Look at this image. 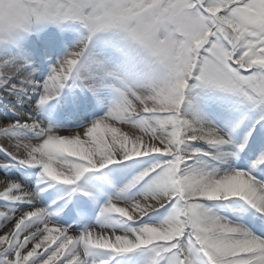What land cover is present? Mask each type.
I'll use <instances>...</instances> for the list:
<instances>
[{
    "label": "snow or ice",
    "instance_id": "snow-or-ice-1",
    "mask_svg": "<svg viewBox=\"0 0 264 264\" xmlns=\"http://www.w3.org/2000/svg\"><path fill=\"white\" fill-rule=\"evenodd\" d=\"M28 7L38 32L47 24L63 32L65 24L73 23L80 31L41 84L13 61L0 62V89L25 96L36 91L38 96L30 105L34 115L25 118L19 112L21 119L0 123V142H5L0 152L20 166L41 170L33 192L0 177V201L29 206L17 211L5 203L6 210H0V264H89L95 250L115 256L146 252L147 264H197L194 256L203 257L198 264H264V182L231 168L198 166L204 159L226 164L224 157H238L251 130L237 145L232 132L242 120L225 133L202 116L189 118L182 108L186 89L218 92L258 113L264 124V0H32ZM9 23L5 38L0 22V45L5 39L23 40L15 21ZM102 35L109 38L115 68L91 53ZM65 88L78 89L94 106L104 105L105 93L112 99L105 114L90 125L57 131L37 116ZM16 102L25 101L17 95ZM21 129L32 138L18 135ZM200 144L211 151H201L196 147ZM156 155L163 162L133 176L100 209L99 232L93 227L72 235L56 226L52 217L79 191L83 174ZM261 164L264 152L249 171ZM8 167L0 162V168ZM145 178L144 190L130 195ZM182 180L198 182L201 188L192 194L171 188ZM47 182L70 186V191L46 209L37 198ZM248 192L255 195L248 198ZM231 197L259 213L253 229L261 235L215 214L207 228L191 218L200 208L212 213L201 201ZM160 209L167 214L159 223L144 222ZM114 220L139 226L121 234L105 231Z\"/></svg>",
    "mask_w": 264,
    "mask_h": 264
},
{
    "label": "bare ground",
    "instance_id": "bare-ground-1",
    "mask_svg": "<svg viewBox=\"0 0 264 264\" xmlns=\"http://www.w3.org/2000/svg\"><path fill=\"white\" fill-rule=\"evenodd\" d=\"M51 66H45L44 68L37 67H25L23 72H31L32 80L37 84L43 83L49 74V69ZM17 95L20 96L25 102L22 105H18L16 102ZM75 97V103L73 98ZM38 99L37 92L31 91L25 96L24 93L20 92L17 94H8L3 89H0V123H9L15 122L18 119H21L17 115L19 112L24 113V117L34 115L31 112L30 105L34 104ZM112 99L107 93L104 96V105L103 106H94L90 102V98L84 93H81L78 89L70 90L65 88L61 95L53 101H50L43 111L37 116V119H40L44 122L46 126H50L57 131H69L78 129L85 125H90L92 121L99 119L105 114L107 104ZM18 135L22 138L31 139V133L26 132L21 129L18 130ZM5 142H3L4 144ZM160 159L159 155L154 157H144V158H135L133 161H125L121 164L108 165L106 168L109 170L108 173L116 175L119 173V170L126 169L127 172H121L120 175H127L128 177L135 176L139 172L150 167L152 164L156 163ZM224 159H226L224 157ZM226 164H218L216 161H210L204 159L198 165L199 167L209 170L211 167H218L220 170L226 168L233 169L236 165V162L230 159H226ZM190 164L193 162H189ZM241 166L246 167V163L242 162ZM111 170V171H110ZM7 177L10 180H13L19 183L22 188L32 192L28 184H25L21 181L20 176L14 169L0 168V177ZM255 176H258L255 174ZM260 177V176H258ZM255 180V179H254ZM145 186L141 187L139 192L144 190ZM205 208L212 210V213L218 217L227 219L232 222L242 223L250 230H253V223L259 213L252 209L245 201H242L238 197H231L228 200L220 201H201ZM256 235H261L259 231H255Z\"/></svg>",
    "mask_w": 264,
    "mask_h": 264
},
{
    "label": "rangeland",
    "instance_id": "rangeland-1",
    "mask_svg": "<svg viewBox=\"0 0 264 264\" xmlns=\"http://www.w3.org/2000/svg\"><path fill=\"white\" fill-rule=\"evenodd\" d=\"M68 26H70V30L73 29V28H75V29H73V31H69V27ZM56 28L57 27H55V26H49V27L44 28L43 30H45V29L53 30V29H56ZM64 29L65 30L63 32H60V33H62L63 35L65 34L68 37V39H70L71 37L74 40L79 38L80 29H79V25L78 24H74V23L73 24H65L64 25ZM106 43L108 44V47H109V49L107 48L108 52L111 53L112 52V48H111L110 42L108 41ZM67 44L70 45L69 43H67ZM2 47L4 48V47H7V46L0 45V49ZM100 51H101L100 42L97 41L95 47L91 48V52L92 53L95 52L97 54V55H94L95 58L105 61V58H102L101 56L98 55V53H100ZM106 59L107 60L110 59V61L114 60V64H112V65H114V68L117 66V62H116V60L113 57L106 58ZM3 60L13 61L16 66H20L21 67L22 71H23V67L33 65V63H31V64L25 63L24 60L21 62L22 63L21 65H19L18 63L16 64V59H13V58L5 56L4 54L1 53V50H0V62H2ZM56 60H53V61L49 60L47 63L52 65V64H54L56 62ZM39 61H41V60H39ZM105 63L107 64V61H105ZM189 83H194V81H190ZM185 93H186L187 100L183 104V105H185L184 108H183V105H182V108L184 109V111L186 112V114H187V116L189 118H198V117L202 116V117L207 119L208 116H210V117L214 116L215 117L216 115H221L223 117V118L220 119L221 121H227V123H231L233 125L232 128H229V132L232 131V129L234 128V126L236 125V123L238 121L242 120L244 122V125L247 122H249V123L251 122L250 115L242 114V113H246L247 109L244 106L240 105L236 101V99L234 97H229V98L235 101L237 107L236 106L232 107L229 103L220 102L219 98H218V100H216L215 94H212V96H211V94L208 93V92H201L199 90H191V91H189L188 89H186ZM188 101H191V104H189ZM186 105H189V106H186ZM191 110L193 111V113L191 112ZM196 111H198L199 113H197ZM254 114H255V112H254ZM213 123L215 124V122H213ZM242 123H240V127H241ZM250 125L251 124H249L248 126H250ZM216 126H218V125H216ZM220 129H222V128H220ZM236 129L238 130L239 127L236 128ZM237 135H238L237 132L234 133V134L232 133V136L235 138V140H238V141H241L243 139V137L245 136V135H238V136ZM261 135H262L261 133L256 131L257 139H259V137ZM250 138H251V135L249 137V140H250ZM249 140H248V142H249ZM0 145L3 146V142H0ZM200 146L201 147H203V146L207 147V146L202 145V144H200ZM247 147H245L244 151H242L239 154L238 157H233V158H235L238 162L243 161V160L246 161V164H247L248 168L241 169V170L248 172V169H250V166H251L252 162L256 159V155L253 156L254 146H247ZM204 149L202 151H206L207 150V149H205V150ZM226 149H227V151H231L232 150L231 148H226ZM209 151H211V150H209ZM256 151H258V153H261V152H263V149L262 148H258ZM245 154H247L249 156H246ZM163 160L160 159V161H163ZM20 167L27 169L24 166H20ZM32 169H34V170H32ZM32 169H29V170H32V173H34V175L30 176L29 181L31 182V185H30V188L32 189L31 191H35V189H37V187H38V177H39V173H40L41 170H40L39 167H34V168L32 167ZM236 170H238V169H236ZM258 170H260L259 166H257V168L254 171H258ZM91 173L92 172L88 173L87 175L96 176L98 178V180H99V185L100 186L107 185V183L114 184L112 179H109L107 176L103 177L102 175L95 174V173L91 174ZM85 178H87V176H85ZM116 182H118V181H116ZM145 182H146V180L143 181L142 184L140 183L139 186L140 185H145ZM48 185L46 183V185H42L41 186V187H47V190L46 191H42V193L43 194H45V193L47 194L48 193V194L51 195L53 193L51 190L54 191L55 189H53V187L50 188V186H48ZM130 195H136L135 191L132 190V193ZM109 197L110 196L106 197V196H104L102 194V196H98L96 201L100 202L99 205L101 207V205L104 203V201H107L109 199ZM37 202H38V206H39V199L38 198H37ZM0 204L4 205L5 203L3 201H0ZM7 204H8L9 208L16 209L17 211L26 210L29 207L28 205L22 204L20 202H7ZM0 210H6V209L0 205ZM166 214H167V212H166V209H165L161 213V215L159 217V220H161L163 218V216L166 215ZM53 221H54V223L57 226V222L55 220H53ZM148 221L144 220V222H148ZM149 223H152V222H149ZM152 224H154V223H152ZM138 226H139V222L134 223V224H130V222H117L116 220H114L112 222V224L110 226H108L107 228H105L104 230L105 231H115L117 234H121L124 231H128L129 229L134 228V227H138ZM74 227H75L74 225H72V226H63V228L64 229H68L69 233L72 234V235H75V234L78 233L77 231L73 230ZM83 227H84L83 231L86 228H93V227L96 228L97 232H99L101 230V226L99 224L96 225L95 223L94 224L93 223H91V224L88 223V224L84 225ZM134 253H136L135 254L136 257H134V262H132V263L130 261V258H127V257H130L131 253L122 254L120 256H115L114 254L108 252L107 250H95L92 253L93 254L92 257L95 258L96 264H98V263L102 264V263H105V262H106L105 264H117V261H119L120 264H130V263L131 264H147V261H148V258H149V254L148 253L140 252V251H136ZM146 255H148V257H145ZM193 258H196V262L201 259L200 256H194ZM197 264H198V262H197Z\"/></svg>",
    "mask_w": 264,
    "mask_h": 264
},
{
    "label": "clouds",
    "instance_id": "clouds-1",
    "mask_svg": "<svg viewBox=\"0 0 264 264\" xmlns=\"http://www.w3.org/2000/svg\"><path fill=\"white\" fill-rule=\"evenodd\" d=\"M32 3V0H0V22H2L3 31L5 38L7 36V31L10 26V21H15L16 27L22 32L23 39H26L28 36L38 33L36 28L38 27L35 16L32 15L29 5ZM49 26H54L52 24H47L43 26V29ZM25 28L30 30L25 31ZM159 39V38H158ZM7 40L2 44H8ZM171 188L176 191H184L187 194L195 193L199 191L201 186L198 182L191 180H182L179 183L172 182ZM248 198H252L255 193L248 192L246 193ZM213 213H209L205 209H198L194 219L200 227L207 228L212 222Z\"/></svg>",
    "mask_w": 264,
    "mask_h": 264
}]
</instances>
